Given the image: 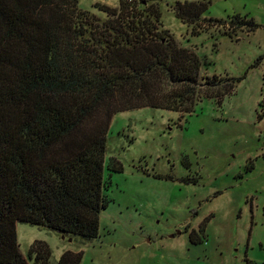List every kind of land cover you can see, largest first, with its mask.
Here are the masks:
<instances>
[{"label": "trees", "instance_id": "16d2710c", "mask_svg": "<svg viewBox=\"0 0 264 264\" xmlns=\"http://www.w3.org/2000/svg\"><path fill=\"white\" fill-rule=\"evenodd\" d=\"M78 1L0 0V264H49L41 243L20 252L19 222L98 237L109 203L105 150L114 115L143 108L191 114L201 99L220 104L244 79L202 76L199 56L159 29L162 0L97 6L104 21ZM207 8L195 0L172 9L192 36L229 24L223 35L232 38L258 27L239 17L208 19ZM81 261V252L67 251L58 264Z\"/></svg>", "mask_w": 264, "mask_h": 264}, {"label": "rangeland", "instance_id": "374dc122", "mask_svg": "<svg viewBox=\"0 0 264 264\" xmlns=\"http://www.w3.org/2000/svg\"><path fill=\"white\" fill-rule=\"evenodd\" d=\"M193 1L162 0L159 29L199 56L202 76L244 79L220 104L201 99L191 114L143 108L114 115L105 150L109 203L99 216L98 237L19 222L24 256L41 243L49 264L67 251L81 252V264H264V116L258 119L264 114V0H206V18L239 17L258 26L232 38L223 35L231 32L229 24L192 36L172 8ZM119 4L78 1L101 21L108 16L97 6L118 10ZM114 166L120 170H109ZM174 229L181 234L171 238Z\"/></svg>", "mask_w": 264, "mask_h": 264}, {"label": "flooded vegetation", "instance_id": "af4514ba", "mask_svg": "<svg viewBox=\"0 0 264 264\" xmlns=\"http://www.w3.org/2000/svg\"><path fill=\"white\" fill-rule=\"evenodd\" d=\"M185 232H187V230L184 228ZM194 231L192 230L191 233H193ZM181 231H179L178 229H174L172 234H171V238L175 237L176 235H180Z\"/></svg>", "mask_w": 264, "mask_h": 264}, {"label": "water", "instance_id": "95a60500", "mask_svg": "<svg viewBox=\"0 0 264 264\" xmlns=\"http://www.w3.org/2000/svg\"><path fill=\"white\" fill-rule=\"evenodd\" d=\"M69 242H71V239L69 240Z\"/></svg>", "mask_w": 264, "mask_h": 264}]
</instances>
